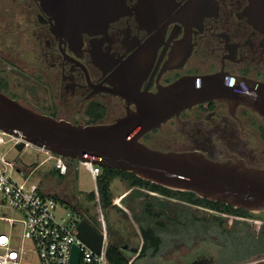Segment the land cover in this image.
<instances>
[{"label": "flooded vegetation", "instance_id": "af4514ba", "mask_svg": "<svg viewBox=\"0 0 264 264\" xmlns=\"http://www.w3.org/2000/svg\"><path fill=\"white\" fill-rule=\"evenodd\" d=\"M253 5V0H124L116 20L77 41L53 29L55 20L40 0H0V92L55 120L103 125L135 112L139 94H155L183 78L219 74L264 84V32L251 21L264 8ZM139 141L160 151L197 152L264 168V122L247 107L221 100L187 108ZM152 192L165 206L170 231L180 235L157 264H264V212ZM128 196L119 202L132 211ZM69 202L98 230L99 201ZM204 241L214 247L203 249ZM132 243L115 245L126 256H138L140 246Z\"/></svg>", "mask_w": 264, "mask_h": 264}, {"label": "water", "instance_id": "95a60500", "mask_svg": "<svg viewBox=\"0 0 264 264\" xmlns=\"http://www.w3.org/2000/svg\"><path fill=\"white\" fill-rule=\"evenodd\" d=\"M124 0H40L52 16L58 33L81 40L82 34L104 30L123 12ZM254 9L264 0H253ZM252 22L264 32V14ZM135 112L110 124L75 125L23 107L0 92V129L66 159L132 173L160 187L190 192L210 202H222L250 213L264 212V168L247 166L242 160L214 161L197 152L160 151L139 141L161 123L196 104L218 100L231 107L242 105L264 122V84H246L238 79L209 75L183 78L155 94H139ZM24 144L16 145L21 151ZM134 205L142 209L136 200ZM78 238L98 253L102 234L81 219ZM74 248L71 264H77Z\"/></svg>", "mask_w": 264, "mask_h": 264}, {"label": "built area", "instance_id": "2783aa9c", "mask_svg": "<svg viewBox=\"0 0 264 264\" xmlns=\"http://www.w3.org/2000/svg\"><path fill=\"white\" fill-rule=\"evenodd\" d=\"M20 143L24 144L23 149L36 148L45 156L41 164L50 162L51 168L60 175L65 176L69 170L66 159L0 129V212H10L8 217L0 215V264H71L74 248L78 249L77 264H108V232L102 215L98 231L103 240L100 251L96 253L77 236L81 219L71 212L58 215V200L38 185L27 186L33 170L28 173L18 159L7 158V152L17 150L16 145ZM4 146H8L6 152H2ZM78 163L96 182L100 167ZM14 174L20 175L23 180H15ZM95 192L99 201L96 184ZM147 193L156 196L152 191ZM15 227L18 235L14 233Z\"/></svg>", "mask_w": 264, "mask_h": 264}, {"label": "rangeland", "instance_id": "374dc122", "mask_svg": "<svg viewBox=\"0 0 264 264\" xmlns=\"http://www.w3.org/2000/svg\"><path fill=\"white\" fill-rule=\"evenodd\" d=\"M8 146L2 148V152H6ZM7 158L11 160L18 159L20 164L29 173L33 170L30 179L27 182V186L34 184L46 187L45 191L57 199L62 201L58 203V215H65L68 212L75 213L76 217H80V213L77 209L68 204L71 197H76L78 200L85 204H93L94 202H88L86 195L89 192L95 190V181L90 177L89 173L79 164L77 165V173L75 174L74 169L68 173L67 176H61L55 169L51 168L50 162L41 164V161L45 156L39 153L36 148L26 147L25 149L10 150L7 152ZM38 166V168H36ZM76 166V165H75ZM14 179L17 181H22L23 177L18 174H14ZM119 179H116V181ZM116 181L111 185L112 192V206L108 210H103L98 204L94 208L96 214V220H99L100 215L104 219L107 232L109 234L108 242L117 244L129 243L132 244L136 249L140 246V252L138 256H134L133 260H130V264H157L163 262L168 254L173 251L174 245L166 246L162 248V252L156 253L155 255H142V247L144 244L143 237H141L139 231V224L136 220V215L133 210L128 211L122 204L120 205V200L123 197V191L126 184H119ZM125 185V186H124ZM96 204V203H94ZM0 215L5 217L10 216V212H0ZM78 215V216H77ZM264 218V216H263ZM14 233L19 234L18 229L14 228ZM190 245V242H189ZM203 249L214 247L211 241H204L201 244ZM190 247V246H188ZM211 249V248H210ZM154 254V253H153Z\"/></svg>", "mask_w": 264, "mask_h": 264}, {"label": "trees", "instance_id": "16d2710c", "mask_svg": "<svg viewBox=\"0 0 264 264\" xmlns=\"http://www.w3.org/2000/svg\"><path fill=\"white\" fill-rule=\"evenodd\" d=\"M69 169L74 168L75 165L79 164L77 161L66 160ZM100 173L96 178V188L98 193V200L99 206L103 210H108L112 206V192H111V184L114 180L119 179L122 183L126 184V187L129 190L136 191V195L129 194L128 197L132 200L135 197L142 196V189L145 191H158L165 195H176L178 198H182L186 196L188 201L192 202H202V203H211V204H220V202H210L205 199H201L197 197L195 194L190 192H178V191H171L169 189L160 187L155 184H151L149 182H145L139 178H137L134 174L124 172L121 170L111 169V168H99ZM76 174V172H75ZM63 176V175H61ZM131 193V192H130ZM144 195V194H143ZM55 200H58L56 197H53ZM88 202L97 201V195L95 190L89 192L86 195ZM59 201V200H58ZM144 206L143 213L136 219L139 224V231L141 237H143L144 244L142 247L141 254L142 255H155L156 253L162 252V248L170 246V244H176L178 241H175V238H179L180 235H175L174 232L170 231V227L166 224L167 215L165 214L164 204L159 200L155 199L148 194L144 195V200L142 201ZM225 207L226 210L232 211H239L244 212V209L238 208L234 209L224 203H221ZM224 209V210H225ZM97 227L100 229L101 224L100 221L97 222ZM193 232V230H189L188 234ZM190 235V234H189ZM109 238V234H108ZM178 240V239H177ZM175 247V246H174ZM154 253V254H153ZM106 257L108 264H130V261L123 252L114 244V243H107L106 247Z\"/></svg>", "mask_w": 264, "mask_h": 264}, {"label": "crops", "instance_id": "0c3cea01", "mask_svg": "<svg viewBox=\"0 0 264 264\" xmlns=\"http://www.w3.org/2000/svg\"><path fill=\"white\" fill-rule=\"evenodd\" d=\"M71 169H74V168H71ZM71 169H69L68 170V173L71 171ZM75 171H73V172H76L77 173V167L74 169ZM68 173L65 175V176H67L68 175ZM64 176V175H63ZM114 181H116V180H114ZM113 181V182H114ZM117 183H119V184H124V183H122L120 180H117L116 181ZM113 184V183H112ZM111 184V185H112ZM125 186V185H124ZM41 187V186H40ZM41 189L46 193V194H48L46 191H45V189H46V187L45 188H43V187H41ZM131 192V194H134V196L136 195V191H134V190H129L127 187H125V189H124V191H123V197L124 196H128L129 195V193ZM144 195H145V193L146 194H148L147 193V191H145V189H142V191H141ZM142 194V196H140V197H135V199L133 198L132 199V202H134V201H138L139 202V205H141V207H142V209H139V207L138 206H136V205H134L132 208V210L134 211V212H138V215H140L143 211H144V206H143V204H142V201L144 200V195ZM49 195V194H48ZM58 200L59 201H62V200H60L59 198H58ZM68 204H70V205H72V203L71 202H69ZM73 206V205H72ZM134 254H131V255H127V257H128V259H130V260H133L134 259ZM129 260V261H130Z\"/></svg>", "mask_w": 264, "mask_h": 264}]
</instances>
